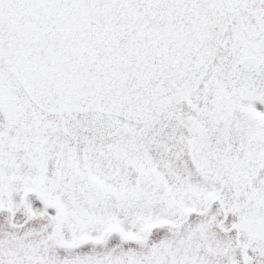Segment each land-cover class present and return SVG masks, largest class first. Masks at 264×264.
<instances>
[{
  "label": "snow or ice",
  "instance_id": "1",
  "mask_svg": "<svg viewBox=\"0 0 264 264\" xmlns=\"http://www.w3.org/2000/svg\"><path fill=\"white\" fill-rule=\"evenodd\" d=\"M0 264H264V0H0Z\"/></svg>",
  "mask_w": 264,
  "mask_h": 264
}]
</instances>
